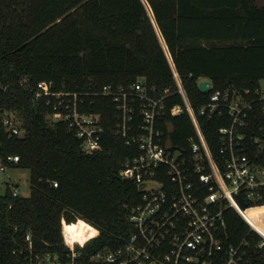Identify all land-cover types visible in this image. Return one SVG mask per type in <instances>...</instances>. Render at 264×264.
Masks as SVG:
<instances>
[{"label":"trees","instance_id":"1","mask_svg":"<svg viewBox=\"0 0 264 264\" xmlns=\"http://www.w3.org/2000/svg\"><path fill=\"white\" fill-rule=\"evenodd\" d=\"M143 1L0 0V155H18L11 167L29 169L31 185L27 197H13L5 188L0 264H19L12 250L26 232L37 248L65 251L62 217L82 219L99 230L80 249L88 264L99 249L123 245L131 229L127 215L140 200L136 183L119 175L136 151L113 133L116 109L110 100L86 97L94 100L88 111L101 114L105 129L102 148L86 154L67 124L51 121V108L34 100L38 83L80 93L104 85L128 88L143 78L147 88L165 96L168 108L184 106L170 57L217 156V130L228 119L199 114L209 99L199 79L210 80L213 90H244L264 80V4L258 0ZM4 113L18 121L21 135L8 134ZM167 118L172 142L188 148V138L195 135L188 113ZM245 211L264 229V200L248 203ZM225 220L227 241L247 234L253 242L260 239L236 211L227 210ZM257 261L264 264V248Z\"/></svg>","mask_w":264,"mask_h":264},{"label":"built area","instance_id":"2","mask_svg":"<svg viewBox=\"0 0 264 264\" xmlns=\"http://www.w3.org/2000/svg\"><path fill=\"white\" fill-rule=\"evenodd\" d=\"M168 59L184 106L168 108L165 96L147 88L143 78L128 88L104 85L97 92L55 90L52 82H40L33 91L35 101L43 100L51 108L50 120L64 121L86 154L102 148L105 132L101 114L88 111L94 100L87 102L86 97L108 98L116 109L113 133L136 151L119 171L140 191L139 202L127 215L130 233L119 248L94 252L88 264H260L257 259L264 248V229L251 221L240 198L246 206L264 200V80L244 90H213L211 82L208 102L199 114L228 119L217 130L219 145L214 156ZM183 112L195 128L188 148L177 147L169 135L167 116ZM2 124L9 135H21L18 121L8 113ZM18 161V155H0V173ZM8 187L13 197L20 196L18 185ZM4 194L5 190L0 192L3 205L8 203ZM230 209L247 222L250 232L260 237L258 241L249 240L248 234L238 242L227 241L225 212ZM78 221L61 218L65 251L37 248L32 234L26 232L12 254L19 264H84L80 249L99 230L90 224L97 232L83 242L74 240L66 228Z\"/></svg>","mask_w":264,"mask_h":264},{"label":"rangeland","instance_id":"3","mask_svg":"<svg viewBox=\"0 0 264 264\" xmlns=\"http://www.w3.org/2000/svg\"><path fill=\"white\" fill-rule=\"evenodd\" d=\"M258 4L259 5L264 4V0H258ZM146 7L152 18V14L150 12L149 7L147 5ZM12 185H18L20 196L23 197L29 196L31 190L29 169L14 166L8 168L5 172L0 173V192H3L5 188Z\"/></svg>","mask_w":264,"mask_h":264},{"label":"bare ground","instance_id":"4","mask_svg":"<svg viewBox=\"0 0 264 264\" xmlns=\"http://www.w3.org/2000/svg\"><path fill=\"white\" fill-rule=\"evenodd\" d=\"M66 230L71 231V238L81 242L85 241L89 235H94L97 232L93 226L82 219H79L75 224L68 226ZM68 238L70 237L68 236Z\"/></svg>","mask_w":264,"mask_h":264},{"label":"water","instance_id":"5","mask_svg":"<svg viewBox=\"0 0 264 264\" xmlns=\"http://www.w3.org/2000/svg\"><path fill=\"white\" fill-rule=\"evenodd\" d=\"M143 1V0H142ZM144 2V1H143ZM145 4V3H144ZM146 6V5H145ZM162 42V41H161ZM163 44V43H162ZM198 86H199V89L202 91V92H208L210 90V86H211V81L208 80V79H203L201 80L199 83H198ZM240 202H241V205H242V208L245 209L246 208V203L245 201L240 198Z\"/></svg>","mask_w":264,"mask_h":264}]
</instances>
